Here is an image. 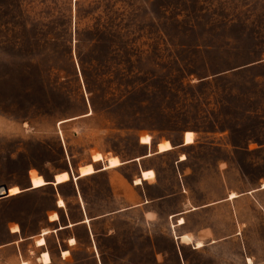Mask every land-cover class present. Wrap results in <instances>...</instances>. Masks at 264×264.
<instances>
[{
	"label": "rangeland",
	"instance_id": "rangeland-1",
	"mask_svg": "<svg viewBox=\"0 0 264 264\" xmlns=\"http://www.w3.org/2000/svg\"><path fill=\"white\" fill-rule=\"evenodd\" d=\"M186 131L192 145L147 160L161 193L181 190L171 204L221 200L188 219L199 240L142 207L57 230L83 207L133 203L132 166L113 189L104 171L0 199V264H43L42 251L49 264H264V0H0V186L37 188L95 152L131 159L148 150L139 137Z\"/></svg>",
	"mask_w": 264,
	"mask_h": 264
},
{
	"label": "crops",
	"instance_id": "crops-1",
	"mask_svg": "<svg viewBox=\"0 0 264 264\" xmlns=\"http://www.w3.org/2000/svg\"><path fill=\"white\" fill-rule=\"evenodd\" d=\"M148 135L150 136V143H148V144L141 143L140 137L138 138L139 145H141V146L143 145V146H146V147L149 146L150 147V149L148 147V150L146 149V151L144 153H142V154H140V155H138L136 157H133L131 159H125V160H123L120 155H117V154L113 155V156H116L118 158V160L120 162L119 165H116V166H113V167H106L108 165V161L106 159L107 157H105V158L103 157V159H101L99 161H93L92 158H91V161L86 163V164H91L92 167H93L94 171L92 173H90V174H87V175H84V176H80L79 167L76 170H72V169L71 170H64V171L68 172V176H69V178H68V180L66 182L55 183V177H54L55 175L53 176L52 179H48L45 176H42V178L45 181V184L40 186V187H37V188H33L32 187V185H31L32 183L30 182V179H29V184L26 187L19 188V192L16 193V194L12 195V194L9 193L8 197L20 195V194H22L24 192H27V191H30V190H35V189H40V188L47 187V186L60 187V186H63L66 183H69V182L79 181L80 179H82L84 177L97 176V175L101 174L104 171L110 172L109 185H110V187L112 186V189H113V186L116 184V181H117L116 180L117 177H116L115 174H117L118 170H122L124 168H131L133 166L134 170H132L130 172L131 175L128 176V178L130 179L129 185L132 188H135L137 190L140 189L139 195H137V199L133 203H131L129 205H125V206H123L121 208H118V209L102 211L101 213L96 214V215H91L89 213V211H88V208L85 209L83 207L82 211H83V215L84 216H81L80 219H78L77 221H75L73 223H68L65 226L59 225L57 227V230L62 229L63 227H69V226L83 224V223L89 222L91 220L97 219L99 217H104V216H107V215L117 214V213H124L125 211H129V210L137 208V207H142V208H144V211H143L144 216L149 215V214L156 215V214H160L161 212H165L167 214V219H170V223H168V221H166V228H167L166 230H167V233L169 234V236L173 237V239L179 240L181 243H187V242H185V239H188L190 241L193 240V239L199 240V239L196 238L198 236H196L195 231L187 227L188 219L191 217V215L198 213V211H200L202 209L208 208L210 205H213L214 203H219V202H221V200L217 201V202H214V201L207 202V203H204V204H195V203L191 202L190 200L187 202V204H185V203L182 204V202H181V204H180V202L177 203V204H171L170 201L176 195L181 193L180 192L181 190L179 189V187L177 185L178 188H176V191H172V192H169V193H167L166 191H163V193H161V190L164 188L163 184H162V180L159 177V175L157 173V170L154 167V165L153 164H149V160H147L149 158L152 159V157H156V156L158 157V156H161L163 154H167V153H169L170 151H172L175 148H180L181 146L184 147L186 145H192L194 143V139H193V142L191 144H184V142H183L184 141V136H183L182 140L179 141V142H172V141L170 142L169 141L170 145H171V149L163 151V152H159L158 151V143L161 142L162 140L161 141H154L152 136L150 134H148ZM164 140H167V139H164ZM151 145L155 147L152 150H151ZM181 155H184V159H180ZM185 159H186V157H185L184 153L179 154L178 155V159L174 161L173 168L177 169L179 165L184 163ZM97 163H100V165L98 167H96ZM86 164H83V165H86ZM144 171H152L153 172V176H151L149 178H144L143 175H142ZM177 171H178V169H177ZM187 173L185 171H182V175L183 176L185 174H187ZM178 176H180V172H179ZM137 178L140 179L139 183L135 182V180ZM175 184H177V179L176 178H175ZM183 185L184 184H183V181L181 179V187L182 188H183ZM28 186H30V187H28ZM10 187H12V186H10ZM10 187H8V188H10ZM153 188L156 189V193L155 194H151V189H153ZM261 188H264V187L262 186ZM163 190H165V189H163ZM182 191H185V188H183ZM251 191H253V190H251ZM248 192H250V191H248ZM232 193H234V192H232ZM234 195L235 196L232 197V198H230L228 196L227 199H234V198H236L238 196L235 193H234ZM5 198H7V197H5ZM1 199H3V198H1ZM58 199H57V201H58ZM60 199H62V201L64 202L65 198L62 195V198H60ZM64 206L65 205L58 206V204H57L58 208H63ZM53 213H56V212H53ZM128 213H130V212H128ZM58 218L59 217L57 215V219L55 221H51L49 219L48 220L50 222H56L58 220ZM180 219L182 220V222H180ZM148 222L149 223L147 225H150L151 224V220L148 221ZM157 226L158 225L156 224V228H157ZM11 228H10V234L11 235H15L16 233L19 232V231L15 232V233L11 232ZM154 228H155V226H154ZM154 228H153V230H154ZM206 229H208V228H206ZM148 232L150 233V231H148ZM152 232L155 233V231H152ZM40 236H41V233H40L39 237ZM44 239H45V237H44ZM71 239H73V238H70L69 240L71 241ZM73 241H74V239H73ZM195 244H196L195 246L193 245V247H195L194 249H198L199 247H203V244H201L200 241H195ZM45 245H46V240H45ZM45 245L36 246V244H35L36 247H44ZM62 251H68V250L64 249ZM62 251H61V253H62ZM43 252H47V251H42L40 253V258H41V254ZM68 254H69V252H68ZM63 256H65V255H63ZM183 261H184V259L182 258V262ZM41 262H42V260H41Z\"/></svg>",
	"mask_w": 264,
	"mask_h": 264
},
{
	"label": "bare ground",
	"instance_id": "bare-ground-1",
	"mask_svg": "<svg viewBox=\"0 0 264 264\" xmlns=\"http://www.w3.org/2000/svg\"><path fill=\"white\" fill-rule=\"evenodd\" d=\"M183 142H184V144H191L193 142V132L186 131L184 133V141ZM169 149H171V145H170L169 141H167V140H164V141H162V142H160L158 144V151L159 152H163V151H166V150H169ZM101 159H103V156L99 152H95L92 155V160L93 161H99ZM106 159L108 161V165L106 167H113V166H116V165L120 164V162L118 161L116 156H110V157H107ZM180 159H184V155H181ZM93 171L94 170H93V167H92L91 164H86V165L79 166L80 176H84V175L90 174ZM68 178H69L68 173L66 171H62V172H60V173L55 175V183L66 182L68 180ZM139 182H140V180L138 179L136 183H139ZM14 189H15V191H13ZM18 192H19V190H18V187H16V186H13V187L9 188V193L12 194V195L16 194ZM230 196L233 197V194L230 195ZM57 204H58V206H62L63 205V201L61 199H59ZM56 219H57V214L56 213L51 214L50 217H49V220H51V221H55ZM180 222H182L181 219H180ZM17 231H19L18 226L17 225L13 226L12 229H11V232L15 233ZM46 233H47V231H43L41 236L35 241L36 246H43L45 244L43 236ZM71 241H73V239H71ZM67 253H68L67 251H62L61 254L63 256V255H67ZM41 260H42V263L48 264L50 262L49 254L47 252H43L41 254ZM23 264H25V263H23Z\"/></svg>",
	"mask_w": 264,
	"mask_h": 264
},
{
	"label": "water",
	"instance_id": "water-1",
	"mask_svg": "<svg viewBox=\"0 0 264 264\" xmlns=\"http://www.w3.org/2000/svg\"><path fill=\"white\" fill-rule=\"evenodd\" d=\"M28 187H30V186H28ZM8 196H9V188L5 185L0 186V199L8 197Z\"/></svg>",
	"mask_w": 264,
	"mask_h": 264
},
{
	"label": "trees",
	"instance_id": "trees-1",
	"mask_svg": "<svg viewBox=\"0 0 264 264\" xmlns=\"http://www.w3.org/2000/svg\"><path fill=\"white\" fill-rule=\"evenodd\" d=\"M150 134V133H149ZM151 135V134H150ZM152 136V135H151ZM152 138H153V136H152Z\"/></svg>",
	"mask_w": 264,
	"mask_h": 264
},
{
	"label": "snow or ice",
	"instance_id": "snow-or-ice-1",
	"mask_svg": "<svg viewBox=\"0 0 264 264\" xmlns=\"http://www.w3.org/2000/svg\"><path fill=\"white\" fill-rule=\"evenodd\" d=\"M13 191H15V189Z\"/></svg>",
	"mask_w": 264,
	"mask_h": 264
}]
</instances>
